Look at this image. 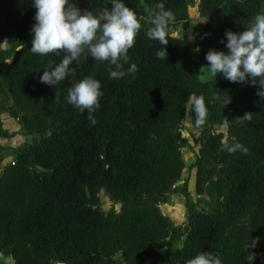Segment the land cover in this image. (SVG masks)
Instances as JSON below:
<instances>
[{"label":"trees","instance_id":"trees-1","mask_svg":"<svg viewBox=\"0 0 264 264\" xmlns=\"http://www.w3.org/2000/svg\"><path fill=\"white\" fill-rule=\"evenodd\" d=\"M196 1L121 0L138 18L164 3L175 17L169 43L149 39L151 25L141 19L128 62L121 61L126 73L135 63L136 73L111 79L109 62L82 57L70 66L74 75L50 86L40 78L64 53L30 51L33 0H0V115L7 113L30 135L28 143L2 155L12 159L0 172V254L12 264H187L202 252L221 264H249L246 256L255 252L250 264H264V98L250 78H199L209 64L206 54H227L225 33L245 31L256 14H264V0H198L202 25L194 41L174 36V26L190 20L187 8ZM71 2L81 14L111 8L106 0ZM8 35L15 38L9 55L1 46ZM163 47L167 59H158ZM86 77L101 85L95 125L87 109L81 112L66 99ZM191 96L205 100L201 127ZM246 113L251 120L237 123ZM185 117L198 132L191 135L195 198L186 181L179 183L181 148L188 145L181 132ZM224 118L230 121L226 133L219 131ZM9 136L0 117V138ZM222 140L239 143L247 154L229 153ZM101 189L118 210L101 208ZM170 193L184 197L181 225L160 210ZM257 237L256 247L245 250Z\"/></svg>","mask_w":264,"mask_h":264},{"label":"clouds","instance_id":"clouds-1","mask_svg":"<svg viewBox=\"0 0 264 264\" xmlns=\"http://www.w3.org/2000/svg\"><path fill=\"white\" fill-rule=\"evenodd\" d=\"M111 8L105 7L99 14L92 11L81 14L71 0H33L36 23L32 26L34 39L30 51L38 55L54 53L57 56L64 53L62 60L51 70H45L41 83L56 86L69 75L75 74V68L70 67L73 62H80L81 58L92 57L95 61H107L113 70L109 72L111 79H121L127 73H136L138 67L132 63L123 70V63L128 62V51L135 43V37L140 31L141 19L150 24L146 35L149 39L158 41L166 46L169 43V25L175 22L173 13L165 10L164 3H157L149 10L147 17L138 18L136 13L126 7L121 0H106ZM226 47L228 53L210 50L206 54L208 67L214 78L222 73L230 82L258 85L257 95L264 98V14H256L250 26L240 34L227 31ZM223 42V41H221ZM194 51L198 52L199 48ZM165 47L156 52L158 59H167ZM123 61V63L121 62ZM100 82L92 77H86L75 83L68 90L67 102L83 112L88 111V120L92 125L96 120L92 113L99 108V98L102 96ZM219 99V97H217ZM231 102L228 96L223 100V107ZM189 103L195 113L197 127L204 125L208 110L203 96H191ZM251 120V113L236 118L237 123ZM229 120L224 118L223 126H229ZM223 148L229 153L241 151L247 154V148L239 143L228 145L221 141ZM259 237L252 239L245 250L255 248ZM256 253L246 256L250 262ZM187 264H221V259L211 252H202Z\"/></svg>","mask_w":264,"mask_h":264},{"label":"rangeland","instance_id":"rangeland-1","mask_svg":"<svg viewBox=\"0 0 264 264\" xmlns=\"http://www.w3.org/2000/svg\"><path fill=\"white\" fill-rule=\"evenodd\" d=\"M198 0L196 1L195 5L192 7L187 8V13L189 16V21L185 23H178L174 26L173 28V35L174 36H179L183 37L186 36L190 41H194L197 33L200 30V27L202 25V19L198 11ZM15 38L13 36H6L1 40V46L4 49L8 50V55H9V47L14 44ZM198 47H193L192 53L197 55V52L194 51ZM11 58H8V63L11 62ZM208 67H210L209 64H205L199 71V78L201 80H208L210 76L212 75L211 72L209 71ZM3 128L7 130L8 133H10V136L7 137L5 140H3V143L5 146H0V159L2 158V155L4 153H7L13 149L18 148L22 146L26 141H29L30 135L24 133L22 130L18 132H13L14 128L13 125H10V127L6 126V123L3 122ZM181 129H182V135L186 139L188 145L186 144L184 147L181 148L182 152V157L184 159V168L181 171L180 175V181L179 183H182L183 181H186L188 183V189L190 190L191 195L195 198L196 193H195V187L194 183H192V177H193V172L191 168V164L195 160V157L193 153L191 152V145L194 141V138L192 133L195 135V137L198 135V132L194 130L193 125L188 117H185L183 121L181 122ZM11 131V132H10ZM219 131H222L226 133V128L222 125L219 128ZM198 145L193 148V151L198 150ZM11 157H8L6 164L9 163L11 160ZM172 194V193H170ZM168 194L166 196V202L163 203L162 207L160 208L161 212L166 215L169 212L172 215V218L169 217L170 220H172L175 224L181 225L186 217V209L184 206V197L183 196H172ZM98 197L100 199V205L101 208L104 210H111L115 209L118 210L120 208L119 204L113 203L108 196L105 194L104 190H100L98 193ZM13 260L12 258L9 257H4L0 254V264H12Z\"/></svg>","mask_w":264,"mask_h":264},{"label":"crops","instance_id":"crops-1","mask_svg":"<svg viewBox=\"0 0 264 264\" xmlns=\"http://www.w3.org/2000/svg\"><path fill=\"white\" fill-rule=\"evenodd\" d=\"M0 117H1L2 121L6 123V126H7V127H10V125H13V128H14V129H13V130H14L13 132L21 131V129H20V125L18 124V122L16 121V119L10 117L7 113H2V114L0 115ZM10 132H11V131H10ZM5 139H6V138H0V146H5V144L3 143V140H5ZM29 141H30V139H29ZM29 141H26V143H28ZM15 148H16V147H15ZM8 157H10V156L2 157V158L0 159V172L2 171L4 165L6 164V161H7ZM192 172H193V173H192V174H193V177H192V183H194V182H195V169H193ZM189 192H190V190H189ZM170 195H171V197H172V196H177V195L182 196V195H180V194H175V193H172V194H170ZM184 203H185V200H184ZM163 205H164V204H163ZM163 205H160V208H161ZM164 214H165V213H164ZM166 216H170V217L172 218V215H171L170 212H169L168 214L166 213Z\"/></svg>","mask_w":264,"mask_h":264}]
</instances>
